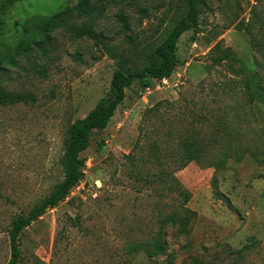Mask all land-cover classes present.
I'll list each match as a JSON object with an SVG mask.
<instances>
[{
  "label": "rangeland",
  "instance_id": "rangeland-1",
  "mask_svg": "<svg viewBox=\"0 0 264 264\" xmlns=\"http://www.w3.org/2000/svg\"><path fill=\"white\" fill-rule=\"evenodd\" d=\"M77 2L13 0L0 27V51L17 59V66L0 69V85L35 97L0 106V264L10 259L13 218L28 213L62 179L66 129L104 96L118 67L96 40H70L62 31L53 34L49 57L33 51L34 67L28 52L17 53L36 16H51ZM182 2H111L95 34L102 32L108 47L125 58V67L134 68L142 52L179 19ZM120 12L128 18L126 30ZM247 25L257 38L255 47ZM217 44L231 48L264 87V0H203L199 33L186 32L178 41L175 73L151 80L149 88L134 84L126 90L108 127L96 132L81 154L82 180L23 232L21 264H125L123 249L152 240L161 229L160 217L170 211L153 195L157 187L132 177L128 158L134 155L144 173L152 168L149 143L173 150L186 137L201 138L209 152L199 165L179 170L170 165L191 194L187 207L196 213L191 231L179 236L176 228H162L165 254L153 260L134 254L129 264H165L168 256L173 264H264V102L256 96L249 102L240 76L229 81L234 77L227 75L226 61L217 64L218 55L211 53ZM247 245L251 248L242 256L235 253Z\"/></svg>",
  "mask_w": 264,
  "mask_h": 264
},
{
  "label": "trees",
  "instance_id": "trees-1",
  "mask_svg": "<svg viewBox=\"0 0 264 264\" xmlns=\"http://www.w3.org/2000/svg\"><path fill=\"white\" fill-rule=\"evenodd\" d=\"M118 1L120 0H107L105 2L96 0L97 3L90 4L88 0H78L75 6L62 7L51 16L39 18L36 16L31 22L30 30L26 31V38L20 44L17 53L28 52L29 58L33 61L31 65L34 67L35 63H38L37 54L49 57L52 52L53 34L62 31L70 40L81 38L96 40L103 46L104 54L117 60L118 67L112 73L109 88L104 96L99 99L84 118L77 119L66 129L62 141V155L59 159L62 179L28 213L19 214L11 221L8 230L10 259L7 264H21L20 239L25 229L41 218L48 209L55 208L65 200L71 190L82 180L85 161L81 154L89 148L93 135L96 132H103L108 127L117 108L125 98L126 90L134 84H137L141 89H146L149 88L151 80L169 79L179 66L177 44L180 37L189 31L194 34L199 33L203 0H183L180 7L182 9L181 16L168 26V31L163 39L157 45L142 52L139 56L141 57L140 65H135L134 68L125 67V58L108 47L102 38V32L95 34L97 21L104 17L107 5L111 2L113 5ZM12 4L13 0H0V27L4 24L5 12L12 7ZM140 12L146 14L144 8H141ZM117 18L123 29L129 28V21L125 14L118 13ZM245 29L252 46L255 47L257 38L252 33L253 29L248 25ZM127 38L132 41L130 37L127 36ZM31 48L32 51H30ZM33 51H36L37 54ZM211 53L218 55L214 57L217 64L226 61V73L228 76L234 77L229 81L233 83L236 81L235 78L241 77L240 81L243 82V88L246 90L249 102H252L255 96L264 102V94L259 92L264 90L262 79L258 77L255 71H248L245 64L231 48L222 49L217 44ZM262 58L264 59V55ZM16 61L15 55L0 51V69L5 65L15 67L17 66ZM34 98L30 92L8 91L0 85V106L27 103L33 101ZM158 147L156 142L149 143L146 155L148 156L147 160L152 164V168L147 167L148 170L144 173L140 172L141 167L137 165L135 156L131 155L128 160L133 168L129 170V173L136 182L144 180L145 184L157 187L152 190L153 195H157L161 202L170 208L169 212L160 217V228H176L179 236L188 235L196 213L187 207L191 194L181 186L175 176V170H171L170 165H176V170H179L190 163L201 164L209 155L207 142L201 138L186 137L179 139L177 149L163 151ZM231 147L228 145L229 155L234 157L236 162H239L240 158L237 156L236 149ZM154 168L156 169L154 170ZM161 229L152 240L123 249L125 264L130 263L131 255L138 253L144 254L149 260L163 256L165 247L161 237ZM250 248L251 245H247L235 253L242 256L243 250ZM165 264H173L171 256L167 257Z\"/></svg>",
  "mask_w": 264,
  "mask_h": 264
}]
</instances>
